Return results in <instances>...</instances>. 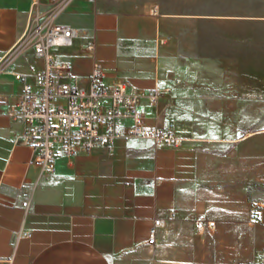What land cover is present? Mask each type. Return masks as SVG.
<instances>
[{
	"label": "crops",
	"instance_id": "obj_1",
	"mask_svg": "<svg viewBox=\"0 0 264 264\" xmlns=\"http://www.w3.org/2000/svg\"><path fill=\"white\" fill-rule=\"evenodd\" d=\"M200 19L208 14L170 12L163 0H0V264L259 262L260 234L250 231L264 217L262 169L259 142L245 129L244 93L225 60L181 54L168 27ZM43 20L75 30L52 53L83 85L96 59L107 85L158 88L154 103L139 99L144 125H169L179 143L120 137L57 153L53 171L41 174L26 124L6 112L21 98L15 74L32 81L43 66L31 37ZM92 36L94 52L85 48Z\"/></svg>",
	"mask_w": 264,
	"mask_h": 264
},
{
	"label": "built area",
	"instance_id": "obj_2",
	"mask_svg": "<svg viewBox=\"0 0 264 264\" xmlns=\"http://www.w3.org/2000/svg\"><path fill=\"white\" fill-rule=\"evenodd\" d=\"M74 36L75 30L66 24L37 21L31 31L32 45L35 56L43 60V66L32 74V81L22 73L15 74L21 81V98L6 114L26 124L24 138L33 150L41 174L53 171L57 153L71 156L78 147L89 151L120 137H151L157 144L177 145L179 137L169 125H144L139 99L143 94L154 103L160 95L158 88L139 94L128 91L122 80L107 85L105 73L96 59L83 85L71 77L67 61L56 63L53 47L68 46ZM95 47L92 36L85 48L94 52ZM160 223L161 219H154L148 244H155V227ZM195 223L197 232L204 231V220L198 219ZM205 225L212 228L210 221H205Z\"/></svg>",
	"mask_w": 264,
	"mask_h": 264
},
{
	"label": "rangeland",
	"instance_id": "obj_3",
	"mask_svg": "<svg viewBox=\"0 0 264 264\" xmlns=\"http://www.w3.org/2000/svg\"><path fill=\"white\" fill-rule=\"evenodd\" d=\"M163 1L170 12L208 14L207 20H181L168 27L181 54L208 51V57L225 60L229 74L238 80L244 93L246 133L252 132L255 142H259L254 154L260 158L264 199V0ZM96 43L98 52L97 37ZM70 73L75 74L73 70ZM260 227L250 232L260 234L257 264H264V217Z\"/></svg>",
	"mask_w": 264,
	"mask_h": 264
},
{
	"label": "trees",
	"instance_id": "obj_4",
	"mask_svg": "<svg viewBox=\"0 0 264 264\" xmlns=\"http://www.w3.org/2000/svg\"><path fill=\"white\" fill-rule=\"evenodd\" d=\"M253 218V217H252ZM254 221H258L259 220V218L258 217H254V219H253Z\"/></svg>",
	"mask_w": 264,
	"mask_h": 264
}]
</instances>
